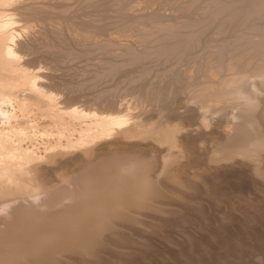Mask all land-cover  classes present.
<instances>
[{"label": "bare ground", "instance_id": "obj_1", "mask_svg": "<svg viewBox=\"0 0 264 264\" xmlns=\"http://www.w3.org/2000/svg\"><path fill=\"white\" fill-rule=\"evenodd\" d=\"M188 1L189 2L187 4L189 5V10L191 9L192 11L198 9L199 0ZM229 1L230 0H227V2L225 0L213 1L214 6H212V4L210 5L214 7V9L211 8L213 9L211 10V12L213 13L210 21L220 29L224 25H230L231 27L235 26L236 28H242L244 30V33H241L242 35L240 34V36L236 33L238 36L237 38H234L235 40L232 44L225 42L226 44H222L220 49L217 47L219 50L212 49L218 51H215L216 53H218L217 59L215 60L216 62L212 64L214 65L213 67H215V69L213 68L214 71H211V74H204L206 84L200 88V90L197 92L199 93L197 96L199 97L200 102L208 105V107L211 109L214 105L211 106L208 102H213L216 104L218 102L222 103L224 105L223 107L235 106V108L239 109V111H237L236 109L238 113L236 114L238 116L235 115L237 117L234 118L235 120H237L238 118V122L236 121L237 124L234 125L233 129L231 130H228L229 127L226 128V130L223 129V132L226 135H224V140H221V142L214 144L215 146L213 144H210V146H214V153L211 156L212 163L223 160L228 165H230L229 163H231L232 166V162L236 158H240L242 159L243 163H245L249 167V170L252 171V174L256 175L255 177H258L260 183L264 185V105L262 104V102L264 101V40L262 38V40L260 41H256L253 39V35H261L260 37H264V0ZM13 11H16L15 6L11 7V2L9 0H0V264H102L103 262L105 263L106 259L108 258L109 260L110 258L120 260V258H126L127 256H130V254H132L134 251L136 254V250L140 247L143 248V251L148 250V252L146 251V253L148 254L145 253L144 256L151 255L150 258L155 259L156 257L152 255L159 254V251L157 250L158 247H155V243L154 246L152 245L153 242L156 241V243H161L159 246L162 248H168L175 244L179 245L178 242L181 241L179 239L181 235L178 238L173 237L174 235L165 236V234H162L163 232L161 233L159 230L161 229L160 227H163L161 225V222H166L165 218L170 213L173 217L174 213L172 214V212L176 210V208L174 207L176 203L179 204V202H184V200L189 197H187L186 195L189 194V190L193 189L192 192H194L195 186H199L198 188L200 189V184L203 182V176L198 174H191V176H184L187 177L185 182H187L188 184V186L187 184L185 186V184H183L184 181L182 180V182L178 174L173 170L175 169L173 167L176 163V157L178 156H175L176 154H173V151L177 146V143L179 142H176L178 139L177 133L180 132L179 128L175 131L171 130L173 131L170 134V137L172 139H169L170 142L168 144L169 148L166 150L167 153L161 155L162 164L160 163L161 166H158V168H160V172L157 174L158 176H154L155 171L158 170L157 168L155 170V166L159 165H156L155 163V166H153L154 158L150 159V157L147 158L143 157L144 155L141 156L139 154H131V152H115V154L110 155L101 154L102 147H95V143L103 137L113 132L118 135H115L116 137L114 139H121L122 137H126L127 139L133 137L134 139V137H140L141 135V137H143L144 133L147 134V128L150 125H147L148 127L146 128V125L141 124L142 122L138 123L140 121L137 118L136 119L138 121H133L134 124L132 122L130 123V121L132 120H130L131 118L129 116L131 115L127 116L125 115V113L124 115H119L117 113L111 114L108 112L109 114L99 115L97 112H95V110L91 113L89 109L87 110V112L86 109H81L78 106L74 107V104L72 103L73 100L70 101L69 99H64L65 101H59V103L58 100L50 98L49 96L51 94L47 90V88L50 87L46 86L47 81L48 83L50 82L46 77H50L42 76L41 74H39L38 69L42 66L38 64L39 61L37 57H31L33 55L32 53H30V51L32 50H30L31 45L29 46L27 43L28 40L23 42V37H21L22 35H27V32H30V30H32L33 23L30 24V22H28L26 19L21 18H16V20L14 16L17 15H15ZM191 11H189V14ZM10 12H12V15L10 14ZM183 13L184 12H182V14ZM22 22L23 24H21ZM189 25L194 24L186 22L184 24V27L182 26V28L189 27L188 29L190 30V27L192 26ZM173 28L171 26H166V28L163 29L166 30L165 32H167L169 36H171V34L173 33ZM192 30L193 28L191 29V31ZM199 34L200 33L198 31L194 30L193 32H191V34L189 33L185 35L186 37H183L182 35V39L180 38V42H177V44L168 46L166 48L159 47L160 49L156 52V54L160 58H168L175 52H178V50L183 46H185V48H187L188 46L192 47L198 43ZM20 37L22 41H20ZM26 38L27 37H25V40ZM31 43L32 42H29V44ZM229 45H231L232 47ZM28 46L30 47V49L28 48ZM229 47L233 50V57L231 60L232 62H226V60H224V55ZM227 53L229 55L225 56L230 57L231 53ZM57 54L55 53V55ZM129 56H131L135 60L141 59L140 56L134 53H130ZM211 57H213V55H211ZM215 58L216 57H214V59ZM225 59H227L228 61V58L225 57ZM225 70L231 72L229 74L230 77L225 72V75L227 76L225 78L227 79H221V82L220 79L219 81L215 80L217 79L216 75H222L223 71ZM52 77L53 76H51V78ZM55 78H52L53 81H55ZM175 93L177 95V92ZM61 103L65 104V106H62ZM230 104L233 106H230ZM194 105L196 106V104ZM215 107L214 109L216 111L219 110L220 113L222 112V108H220V105L219 109H216ZM201 108L202 106H200V109ZM163 109L165 108L163 107ZM188 109H190V107ZM132 112H134V110ZM213 113H215V111ZM220 113H218V115ZM204 115L207 116V114ZM229 117L232 118V116ZM128 123L130 124L126 125ZM172 124L174 125V123ZM152 126L154 125H151V127ZM151 130L148 132L151 133ZM190 130L191 129L189 127V131ZM182 132L186 133V130H183ZM164 133L166 134L167 132ZM162 137L163 136H161V138ZM143 139L144 138H142V140ZM115 141L116 140H114L113 142ZM79 150H81L84 160L82 167H78V164L76 162L78 160V154L76 152ZM159 154H161V152ZM177 164L179 165V162H177L175 165L177 166ZM250 171L248 173H250ZM180 174L182 175L181 172ZM161 180L165 181L164 184L166 185V182H169V184L171 182V184L176 185L177 187H179V189L170 190V188H167L168 186L163 187L164 185H161ZM237 183L235 182V184ZM247 184H249V182H247ZM199 189L197 192H199ZM202 189L203 187L200 190L202 193H200H204L205 195L207 191H202ZM185 190H188L189 192L186 193L187 191ZM252 192H255V190ZM239 196H241V194H239ZM247 198L248 197H246V199ZM170 200L171 204L169 203ZM172 201L173 204L174 201H176L174 206L172 204ZM183 202L181 204H184ZM188 205L189 204H187V206ZM193 206H195V204ZM190 207H192V205ZM248 216L250 217V215ZM169 219L171 218L169 217ZM211 228L213 230V227ZM173 229H175V227ZM198 233L200 234V231ZM218 240L221 239L219 238ZM233 242L236 241L234 240ZM218 243L216 244L217 246ZM176 248L178 249V247ZM168 249L167 251L170 252V250ZM199 249H201V247H199ZM260 249L261 248H259V250ZM138 254L141 253L138 252L137 255ZM178 254L179 252L175 255L178 256ZM263 254L264 253H262V255ZM180 255L181 253L179 254V256ZM185 255L186 254H184V256ZM195 255L196 254H194V256ZM144 256L142 255L143 258ZM184 256L182 255L180 257H177L182 264H185L187 261H185ZM133 257H135V260H137L139 256L136 257L135 255ZM185 257L187 258L188 255ZM143 258L141 259L144 260ZM135 260L133 258V264L134 262L137 263V261ZM138 260V263H142L140 259ZM121 261L123 260L121 259ZM179 261L177 262L179 263ZM188 261L187 262L190 264L191 260ZM146 262L148 263V260ZM146 262L144 260L142 264ZM151 262L153 263L152 259ZM252 263L253 262L251 261V264Z\"/></svg>", "mask_w": 264, "mask_h": 264}, {"label": "rangeland", "instance_id": "obj_2", "mask_svg": "<svg viewBox=\"0 0 264 264\" xmlns=\"http://www.w3.org/2000/svg\"><path fill=\"white\" fill-rule=\"evenodd\" d=\"M9 1L11 2V7L15 6L16 11H13V13L17 15L14 16L15 19L16 18L26 19L28 22H30V24L33 23V26L35 25L34 27L32 26V30H30L31 33L27 32L28 33L27 35H22L21 37H23L22 38L23 42L27 40L29 42H32L31 44H29V42L27 41L28 45L29 46L31 45L30 46L31 49L29 46L28 48L32 50L30 51V53H32L33 55L31 57L34 56L37 57L39 61L38 64L42 66L41 68L38 69L39 74H41L42 76H49L50 78L51 76H53L52 77L53 79L56 77L55 81H53L52 78L50 79L46 77L47 79H49L50 82H52V83L49 82L50 83L49 84L46 79L47 81L46 86L51 88V89L47 88L48 92L51 94L49 96L50 98L58 100V102L59 101L63 102L64 99L65 100L69 99L70 101L73 100L72 103L74 104V107L78 106L81 109H86V111L89 109L91 113L94 112L95 110V112H97L99 115L102 114L106 115L109 113L111 114L117 113L119 115L120 114L124 115L125 113V115L127 116L131 115L129 116L131 118L129 119L132 120L130 121V123L132 122L134 124L133 121H138L137 119H139L140 122L138 123L142 122L141 124L146 125V128L150 125L147 129L148 131L152 129L151 133L147 131L146 133L148 135L144 133L143 137H141L142 135L140 137L138 136L134 137L135 140L133 139V137H131L130 139L129 138L127 139L126 137L124 138L122 137L121 139L120 138L114 139L116 136H118L115 132L107 135L108 137L107 136L103 137L104 139L102 138L95 143V147H102L101 150L102 153L100 152L101 154L110 155V154H115V152L116 153L131 152V154H137V155L139 154L141 156L144 155L143 157H147V158L150 157V159L154 158L153 166H155V163L156 165L159 164L155 166V170L157 168L158 170L156 171L158 172L155 171L154 176L155 175L158 176L157 174L160 172V168H158V166L160 167L162 164L161 155L167 153L166 150L169 148L168 144L170 142L169 139L171 138L170 134L173 132L171 130L175 131L176 129L179 128L180 134L177 133L178 139L176 141V142L179 141L178 142L179 146L177 143L176 146L177 148L176 147H175L176 149L174 148L173 154L175 153L176 154L175 156L178 155L177 156L178 159L181 158L180 160H178L176 157V163L179 162L180 168L178 164H177L178 166L177 168L175 163L173 167L175 169L173 170L175 171V173L178 174L181 181L182 180L184 181L183 184H185V186L187 184V182H185L187 177L184 176H189V175L191 176V174L192 175L198 174L203 176V182L200 184V189L198 188L199 186L198 187L195 186L194 187L195 194L194 192H192L193 189L189 190L190 192L188 190H185L187 191L186 193L189 192V194L185 193L187 197L188 196L189 197L185 199L184 202L182 201L185 205L181 204L182 202H179L178 204L176 203V201H174V204L176 203V205H178V206L176 205L174 206L172 201L173 206L176 208V210L172 212V214L174 213L173 214L174 216L172 217L170 213L165 218L166 222L165 221L161 222V225L163 227H160L161 229L159 230L161 233L163 232L162 234H165V236L174 235L173 237L175 238H178L180 235L182 236V237L180 236L182 239L179 237V239L181 240L180 242H178L179 245L177 244L172 245L173 247L172 246L168 247L169 249L162 248L159 246L161 243L157 242L159 243L157 244L156 241L153 240L155 242L152 243L151 241L152 245L154 246L156 244L157 246L155 245V247H158L157 250L159 251V254L152 255L156 257L155 259L150 258L151 255L144 256V254L146 253V251L148 252V250H145L144 248L145 251H143L142 250L143 248L140 247L141 250L140 248H138L139 251L137 249L136 254L134 251L133 252L134 254L132 253L133 255L130 254V256H127L126 258H120V260L118 259L116 260L113 258H110L109 260L108 258L106 259L105 263L103 262L102 264H113V263L133 264V258L134 260L136 259L135 257H133L135 255L136 257L139 256L137 260H135L137 261V263L139 261L138 259H140L142 263L144 262V260L145 262L148 260V263L146 262L144 264H155V263L167 264L168 261H169L168 264L170 263L176 264L178 263L177 261H179L177 257H180L182 255L184 256V254H186L185 256L188 255L187 258L184 256V259L185 261L191 260L190 264H221V263L241 264V262L242 264H251V261L254 264H261V263L264 264L263 262L264 254L262 255V253H264L263 252L264 251V185L260 183L259 178L255 177L256 175L252 174V171L249 170V167L245 163H243L242 159L240 158H236L232 162L233 163L232 166L231 163H229L230 165H228L223 160L218 161L219 163L215 162L217 165L214 162L213 164L211 161V156L214 153L213 151L215 146L214 144H217L221 142V140H224L225 134L223 132V129L226 130V128L229 127L228 130H231L233 129L234 125L237 124L236 121L238 122V118L237 120H235L234 118L238 116L237 111H239V109L235 108V106L234 107L225 106L226 107L225 108L223 107L224 105L222 103H218V102H217L218 105L213 102H208L210 103L209 105L211 106L214 105L212 106L213 108L211 109L208 107V105L200 102L199 97L197 96L199 94L197 92L200 90V88L203 85L206 84V79L204 77V74H208L211 71L213 72L214 71L213 68L215 69V67H213L214 65L212 64L216 62L215 60L217 59V54H218L216 53L218 52L217 50L220 49L222 44H226V43L232 44L233 41L235 40L234 38H237L238 36L237 34H239L240 36L241 33L242 34L244 33V30L242 28L240 29L239 27L236 28L235 26L231 27L230 25L228 26L224 25L220 29L215 24L211 23L210 18L213 13L211 12V10L214 9V7L212 6H214L213 1L215 0H199L198 9L192 11L191 9L190 10L188 9L189 6L187 4L189 2L188 0H9ZM225 1L227 2V0ZM229 2H231V0ZM211 4L212 6H210ZM189 11H191L190 14ZM182 12L184 13L182 14ZM10 14L12 15V12H10ZM186 22H190V24L191 23L194 24V25H189L192 26L190 27V30L188 29L189 27L182 28V26L184 27V24ZM21 24H23V22ZM166 26L167 27L171 26L172 28L174 27L172 29L173 30V33L171 34L172 37L169 36L167 32H165L166 30L164 29L166 28ZM192 28L193 30L191 31ZM194 30L198 31L200 34H199V41L197 44L192 46L193 48L191 46H188L190 48L186 46L189 49L188 50L187 48H185V46H183L178 50V52H175L172 56L168 58H163V57L160 58L156 54V52L160 48H166L168 46H173L177 44V42H180V38L182 39V35L183 37H186L185 35L189 33L191 34V32H193ZM179 34L181 35V37ZM253 36H254L253 39L256 41L258 40L260 41L262 39L264 40V37H260L261 35H257V36L253 35ZM21 37H20V41H22ZM25 37H27L26 40ZM212 49H217V50H212ZM228 50L231 51L232 48L229 47L226 51V53L227 52L231 53L230 54L231 58L229 56L228 57L225 56V55H229L228 53L227 54L225 53L224 60H226V62L229 61L232 62L231 60L233 57L232 55L233 50L231 52ZM55 53L56 54L59 53V54L55 55ZM130 53H134L140 56L141 59L140 58H139L140 60L133 59L131 56H129ZM211 55H213V57H211ZM214 57L216 58L214 59ZM225 57L228 58V61L227 59H225ZM206 60L208 63L206 62ZM225 72L228 76L231 73L228 70L227 71L225 70L223 71L224 75L223 73L222 75L219 74L220 76L216 75L217 79L215 78L214 79L217 81H219L220 79V82L221 79L223 80L227 79L225 78L227 77L225 75ZM203 79L205 82L203 81ZM53 83L55 86L53 85ZM175 92H177V95ZM193 102L194 104H196V106L193 104ZM262 104L264 105V101L262 102ZM61 105L65 106V104L62 103ZM219 105L220 108H222L221 113L219 112V110L216 111L214 109L215 106L216 109L217 108L219 109ZM200 106H202L201 109ZM230 106L233 105L230 104ZM163 107L165 109H163ZM189 107L190 109H188ZM203 107L208 109H205ZM133 110L134 112H132ZM200 110L203 111L201 112ZM213 110L215 111V113H213L214 112ZM168 113L171 115H169ZM218 113H220L221 116L220 114L218 115ZM204 114H207V116ZM229 116H232L233 119ZM205 122L207 123V125ZM130 123L126 125H129ZM172 123H174L175 126ZM151 125L154 126L151 127ZM200 126L203 127L201 128ZM189 127L191 129L190 131H189ZM183 130L184 131L186 130V133L182 132ZM164 132L167 133L165 134ZM197 132L199 134L201 133L203 136L201 134L199 135ZM161 136L163 137L161 138ZM164 136L165 138H168L169 136V138L165 139ZM200 136L203 139H201ZM142 138L144 139L142 140ZM114 140L116 141L113 142ZM210 144H213L214 146L213 145L210 146ZM160 152L161 154H159ZM76 153L78 154L77 155L78 160L76 161L78 165L77 164L76 165L78 167L79 166L82 167L84 163L82 152L81 150H79ZM156 161H158L159 163ZM184 169L186 172L184 171ZM248 170L250 171V173H248L249 172ZM180 172L182 173V175L180 174ZM179 174L181 175V177ZM164 182L165 181L161 182V185L162 186L164 185L163 187L168 186L167 188L168 189L170 188V190L179 189V187L171 184V182L170 184L169 182H166L167 185L164 184ZM235 182L236 183L239 182L240 184L237 183L238 184L237 186ZM247 182H249L250 185L247 184ZM202 187H203L202 191H207L205 194L206 196L204 195V193L201 194L202 192L200 190ZM198 189L199 192H197ZM254 190L255 192H252ZM239 194H241V196H239ZM235 197L237 200L235 199ZM237 197L239 198V200ZM246 197L248 198L246 199ZM169 203L171 204V200ZM187 204H189L188 205L189 207L187 206ZM194 204L195 206H193ZM191 205L192 207H190ZM252 205L256 207H253ZM248 215H250V217ZM169 217L171 219H169ZM174 227L175 229H173ZM211 227H213V230ZM199 231L200 234L198 233ZM184 232L187 233L185 234ZM177 233L178 234L181 233V234L178 235ZM187 234H189L190 236ZM194 236H197L198 238ZM230 237H232L236 242H233L234 240ZM219 238L222 241L218 240ZM214 240L215 242L216 241L217 242L215 243ZM217 243L218 246L216 245ZM206 244L207 245L209 244L208 245L209 247ZM176 247H178V249ZM199 247H201V249H199ZM259 248L261 249L259 250ZM167 249L170 250V252L167 251ZM138 252L141 253L144 256V258L142 257L141 254L137 255ZM178 252L179 254L181 253L180 256L179 254L178 256L175 255ZM254 252L256 253V255ZM202 253L204 254V257ZM194 254L196 255L194 256ZM250 254L253 256H251ZM141 258H143L144 260H142ZM121 259L123 261H121ZM151 259L153 260V263L151 262ZM157 260L160 261L158 262ZM187 261L185 264L189 262ZM135 263L136 262H134V264ZM142 263H138V264H142Z\"/></svg>", "mask_w": 264, "mask_h": 264}]
</instances>
